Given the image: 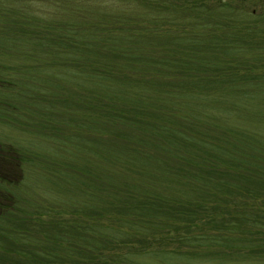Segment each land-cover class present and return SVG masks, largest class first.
I'll return each instance as SVG.
<instances>
[{"label":"trees","instance_id":"obj_1","mask_svg":"<svg viewBox=\"0 0 264 264\" xmlns=\"http://www.w3.org/2000/svg\"><path fill=\"white\" fill-rule=\"evenodd\" d=\"M101 1L125 8H102L93 17L74 5L76 19L15 27L23 37L31 34L37 47L57 54V64L66 68L73 84L86 85L89 93L70 100L61 93H49L52 99L28 92L32 105L41 104L42 115L47 113L41 108H73L62 129L50 122L40 125L56 131L62 149L76 156L63 166L83 181L85 199L68 213L81 218L69 224L60 218L62 235L54 239L72 241L83 260L60 253L40 257L55 252L59 243L50 241L51 250L30 244L42 230L28 224L37 217L43 224L42 218L18 212L19 204L14 207L11 201L0 207V259L5 262L4 255L12 251L14 264H134L129 262L133 250L184 255L191 251L180 250V242L228 243L236 237L233 231L248 229L244 224L255 217L264 219V137L230 122L233 109L262 98L264 11L255 14L242 1ZM13 42L10 35L1 47ZM4 85L0 79V90ZM1 145L10 157H19L11 145ZM180 157L183 164L178 165ZM187 166L203 169V178H190ZM22 179L14 184L0 178V189ZM228 219L234 221L232 232L213 226Z\"/></svg>","mask_w":264,"mask_h":264},{"label":"rangeland","instance_id":"obj_2","mask_svg":"<svg viewBox=\"0 0 264 264\" xmlns=\"http://www.w3.org/2000/svg\"><path fill=\"white\" fill-rule=\"evenodd\" d=\"M185 1L186 5H192L193 3H207L213 0ZM223 1L232 4H239L238 2L242 1L246 8L255 14L264 11V0ZM74 5H82L93 13V17L95 11L100 15L102 8L106 10L115 8L122 10L125 8V5L120 2L101 0L81 2L79 0L72 2H63L62 0H0V79L5 83L0 90V146L2 147L0 148V178L13 181L14 184L21 177L23 178L20 183L10 185L9 188L2 186V189H0V207L7 206L13 201L14 207L19 204L18 212L26 215L31 214L33 217L38 215L42 218L43 224L37 222L38 217L31 218L32 222L28 224V227L35 223V231L37 229L42 230V234L39 235L34 231L32 235L39 236L34 237L36 240L31 238L29 243L38 244L43 249L49 248L45 250H51L53 245L50 241H55L59 243L60 247L52 253H40V257L54 256L50 254L56 256L60 253L67 259L79 260L77 251L80 247L75 248L71 243L72 241L63 240L60 242L54 239L57 235H62L57 225L60 218L65 217L68 224L71 220L81 218L80 215L68 213L71 207L78 206L85 199L80 192L83 181L78 179V174L72 175L63 166L65 162L75 160L76 156L71 153L74 149L70 150L71 154L64 151L61 147V136H57L56 131L40 125L41 121L50 122V126L59 125V128L62 129L68 123L66 121L69 117L72 116L73 108L66 110L64 109L66 107L59 105H55L53 109L41 108L42 111L47 113L42 115L39 110L41 104L35 103L32 105L30 98H28V92L34 90L37 92L35 94L38 97H52V99L55 98L50 95L51 93H61L65 94L70 100L79 99L81 95L87 96L89 93H86V85L73 84V77L67 74L66 68L57 64V54L45 52L32 42L33 36L31 34L23 37L22 32L20 30L16 31L15 28L16 26L31 27L30 24H27L29 21L41 25V23H50L60 18L65 20L69 18L76 19ZM10 35L14 37L12 46L8 48L1 47L2 40L9 38ZM65 73L67 76H65ZM262 90L263 92L259 96L262 98L252 102V106L245 105L244 108L233 109V114L230 115L233 121L230 122L236 128L245 127L257 130L264 137V87ZM230 98V102L235 99L234 97ZM198 108L203 111V105L198 106ZM209 111L217 114L224 112L222 109H217V111L210 109ZM69 126L72 127L70 124ZM1 144L11 145L19 152V157L17 158L16 155L10 157L5 153V148ZM74 153L78 154L77 152ZM191 154L199 157L201 154L203 155V152ZM166 159L170 163L169 159ZM179 160L176 163L178 165L183 164L181 157ZM79 162L84 163L82 160H79ZM183 168L188 172L187 175L190 178H203V169H195L192 166ZM195 184L198 183H194V187ZM186 191L189 192L188 187ZM194 191L197 193L196 190ZM6 192L11 199L9 196L4 197L8 195ZM254 201L263 202L261 198ZM246 209L250 210L249 208ZM260 209L264 212V207L260 206ZM251 210L253 213L257 212V208ZM222 214L226 215V213L219 215ZM87 217L84 216L82 219L95 221V219H88ZM255 218V221L251 219L250 223L244 224L243 227L248 229H242L241 227L238 233L231 230L234 229V221L230 222V219L227 222L223 220L218 224L213 223V226L226 229V232L233 231L231 235L236 237H233L234 240H230L228 243L222 241L217 244L203 245L188 242V245L180 242V245L183 246L180 250L191 251L184 255L160 253L150 249L148 251L151 252L146 253H142L144 250H133L129 262L134 264H264V219ZM26 242L23 241L20 244L26 246L25 250L28 251L29 248ZM164 245L176 246V244ZM191 245H198L199 247L192 249ZM152 246L156 247L157 244H152ZM0 250V252H4V244L0 245ZM63 251H67V253H62ZM69 251H75L74 253L77 254ZM10 253L4 255L8 258V261L5 262L6 259H0V264H14L13 252L10 251ZM19 257L22 260H31L29 256L21 255ZM62 264L80 263L78 261L77 263L65 261Z\"/></svg>","mask_w":264,"mask_h":264}]
</instances>
